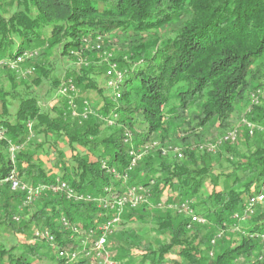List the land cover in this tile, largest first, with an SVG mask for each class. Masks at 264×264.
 <instances>
[{
  "label": "trees",
  "instance_id": "16d2710c",
  "mask_svg": "<svg viewBox=\"0 0 264 264\" xmlns=\"http://www.w3.org/2000/svg\"><path fill=\"white\" fill-rule=\"evenodd\" d=\"M110 50L119 51L110 59L121 72L116 100L103 96L97 82L108 67L100 55ZM53 51L85 61L61 79ZM24 52L18 69L32 67V74L17 77L0 66L7 84L0 83V178L14 168L27 185L63 181L74 194L69 199L45 188L20 210L23 194L0 184V234L33 240L0 244V264H62L32 231L47 228L56 246L77 247L81 235L62 225L61 217L95 235L106 217L97 199L121 195L131 185L147 187L153 202L163 194L170 205L187 200L207 223L189 225L183 216L146 205L130 208L119 224L149 221L165 241L151 238L152 229L141 235L117 229L108 237L116 264H264V200L244 221L234 217L250 196L264 193V0H0V60L9 63ZM68 79L80 90L74 103L94 91L103 98L100 106L88 103L96 114L84 121L71 116L67 98L42 108L32 90L46 81L53 93ZM243 119L256 122L259 132L248 134ZM240 126L237 140L244 150L232 142L213 153L197 149ZM156 140L150 154L131 165L129 151ZM59 141L72 150L69 158ZM45 143L55 147L45 152L52 157L49 167L39 155ZM170 145L183 151L182 158L161 154L158 146ZM219 160L228 172H213ZM230 230L238 239L228 237Z\"/></svg>",
  "mask_w": 264,
  "mask_h": 264
},
{
  "label": "built area",
  "instance_id": "2783aa9c",
  "mask_svg": "<svg viewBox=\"0 0 264 264\" xmlns=\"http://www.w3.org/2000/svg\"><path fill=\"white\" fill-rule=\"evenodd\" d=\"M99 44L96 45V48H99ZM25 56H28L26 52L24 54L18 56L15 60L6 63L4 60H0V66H9L10 69L15 70L18 73H21L24 77L25 75L32 74L34 71L32 67L27 68L24 72H19L18 63L23 62ZM121 72L117 69L116 64L114 62H110L108 64L107 70L105 71L104 81L106 82L109 89H111V96H113L114 100L120 98L119 93V84H120ZM78 93V89L76 85L72 82L71 79H68L66 82H62L61 86L58 90V94L60 97L67 98L66 104L69 106L68 108L71 110V116H78L79 113L75 111L76 103H74L73 98L76 97ZM83 116L86 115V111H88V102L87 100H83ZM113 120H107V124L112 126ZM29 126V124H28ZM247 130V133L253 135L256 129L260 130V126L252 124L250 121L243 119V124ZM239 129L232 128L228 129L226 132L221 134L219 137L213 139V141H206L200 143L197 146L198 150H204L208 153L216 152L217 149L226 142H235L238 139ZM124 138L130 139V133L127 132L124 134ZM11 144V142H10ZM158 144L155 143H145L142 146L138 147V149H131L129 153L132 156V163L139 160L143 153L152 147H156ZM162 155H167L169 153H173L175 157L182 158L183 151L177 146H158ZM18 149L17 145H11L10 157L12 163H14V152ZM113 172V171H112ZM114 173V172H113ZM3 182H7L10 185V189L12 191H19L23 194V201L21 202L19 209L22 210L25 206L30 205L33 201H35L39 195L43 192L45 188H50L53 192L61 191L63 192L67 198H72L74 194V190L69 187V185L63 181L57 183L56 186L49 187L46 184L43 185H27L23 183L16 177V171L14 168L11 169V173L5 177L0 178V184ZM151 197V193L149 189L145 186H129L121 195L111 194L107 198H103L101 200L97 199L98 206H102L106 210V217L103 218L100 224H98V232L94 235L93 229H88V233H85L84 230L77 228L76 226H70L67 220L64 217H61V223L68 228H71L74 234H79L78 236L79 245L77 247H68L62 248L56 246V241L54 239L53 234L49 231V229H40L35 228L32 231L33 239H39L47 241L51 247L52 252L57 255L58 259H61L62 264H70L73 263L77 259H86L91 262V264H116V262L112 258V254L110 253L107 245V235L112 232L120 220V212L121 208L124 206H136L140 204H144V202L148 201V198ZM264 200V193L259 192L258 194H254L250 196L245 205L244 211L242 214L236 213L234 217L239 221H244L245 218L250 216L254 212L255 204L258 202H262ZM102 204V205H101ZM188 201L180 202L175 204L174 207L179 211H186L189 209ZM14 220L18 221L19 216L16 215ZM189 225L194 223H202L204 219L197 216L194 213H190L189 216ZM188 225V226H189ZM220 236L219 234H217ZM215 239L211 241L214 243ZM264 251V241L262 243V247Z\"/></svg>",
  "mask_w": 264,
  "mask_h": 264
},
{
  "label": "rangeland",
  "instance_id": "374dc122",
  "mask_svg": "<svg viewBox=\"0 0 264 264\" xmlns=\"http://www.w3.org/2000/svg\"><path fill=\"white\" fill-rule=\"evenodd\" d=\"M118 54H119V51H117V52H115L113 50L105 51L100 55L101 56L100 60L105 61L107 64H109L110 59L112 57H114L115 55L117 56ZM76 58L77 59L72 60L71 58H68L67 56L63 57V56L59 55L58 52L53 51L52 56H51V62L54 63L55 75L59 76L62 79V78H64V76L65 77L67 76L68 71H70V70H76L77 71L81 62L85 61V60H84L83 56H80V55H76ZM18 71L24 72V69L19 68ZM16 74H17V77H22L21 73L16 72ZM2 75H3V73H0V83L2 86H7L6 81L4 80ZM32 77H34V75L29 77V78H32ZM63 81H64V79H63ZM97 82H98V87L102 89V95L111 99L112 98L111 89H109V87L107 86V84L104 81V79L102 78V76L100 78H98ZM50 86L51 85L48 82L42 81L40 83V86H33L32 87V90L37 95V99H39V103H40V106L42 108H49L50 106L55 104L56 100L60 99V95L58 94L57 89H54L53 93L48 92ZM79 92H80V90L78 89V93ZM85 97H87V98H84L83 100H87L88 103H91V105H94L95 107L100 106L103 102L102 96H100L95 91L91 92L90 94L85 95ZM83 100L82 101H79V100L76 101L77 103H76L75 111L80 114L82 120L84 121V120L88 119V117L90 115L96 114V111H93L90 108L91 106H89V104H88L87 105L88 111H86V115L83 116L82 115L83 114V107H84V105L82 104ZM16 106H17V101H14L12 106L9 108L10 113H12L16 109ZM252 124L257 125L256 122L252 123ZM238 129H239L240 133H241V131H243L242 126H240ZM256 132H259V129H256ZM40 140H41V138L34 139V141H38V142H40ZM152 142L153 143L154 142L159 143V140L152 141ZM149 143L151 144L150 141H149ZM44 146L46 148V151L43 150L44 152L39 153V155L44 160L45 165L47 167H49L50 166V158H52V157L49 154L46 155L45 152L51 153V151H53V149L55 147H53L52 144H48V143H45ZM57 146H58V148H60L62 150V153H63V155H65L66 158H69L71 156L72 150L70 149V147L67 145L66 142L59 141ZM232 146H236L237 149H239L241 151L244 150L243 146L241 145L240 140L239 141L237 140L234 143H232ZM78 150L83 151L84 149L82 147H78ZM150 151H151V149L145 151L143 153L142 157L137 161H141L142 158H144L145 156H148L150 154ZM53 157H54V155H53ZM219 161L220 162L218 164L216 161H214L213 164H216V165H214V167H213V172L214 173H218L219 171L228 172L230 170V166L225 164L222 160H219ZM209 189H211L210 186H209ZM262 191H264V189ZM166 198H167V195L163 194L157 202H153L152 197H150V198H148L147 202H144V204H140V205H136V206H124V207H122L120 209L121 212H120L119 222L121 221V219L123 218L125 213L127 211H130L129 210L130 208H136V207H140V206H144V205H146L148 207L147 209L155 208L157 210L160 209V210L171 211L172 214L183 216V218H186V219H189L190 213L196 214L198 211V210H195L194 208H189L186 211H179L177 208L174 207L173 204L170 205L169 203L164 202L166 200ZM263 205H264V203H263ZM119 222L117 223L116 227L114 229H112V232L110 234H108L106 237L107 243H108L107 245H109V246L112 243V237H110L109 239H108V237L110 235H112V233L114 231H116L117 229L118 230H130V229L135 230L138 235L139 234L141 235V233L145 232L146 229H152L151 236H150L151 238H154V240H156L160 243L165 241V237L163 235H161L160 233L158 235L157 233L153 232V228H152L153 224L150 223L149 221L139 222L138 220L133 219L129 222L125 221V223H123V224H121V223L119 224ZM205 223H207V222L204 221L199 225H202ZM230 232H231V234L228 235V237H230L232 239L233 238L238 239V236L235 235L234 233H232L233 230H230L229 233ZM200 233H202V231ZM16 241H18V242H32L33 240L30 239V237L23 238V237H20L17 235L13 236L9 231H2V233L0 234V244L3 243V245H6L7 248H9L12 244L16 243ZM109 246H108V249H109ZM135 246L136 245L131 244L133 254L138 255V254H140V248H137ZM118 253H124V252L119 250ZM41 263H45V262H34V264H41Z\"/></svg>",
  "mask_w": 264,
  "mask_h": 264
}]
</instances>
